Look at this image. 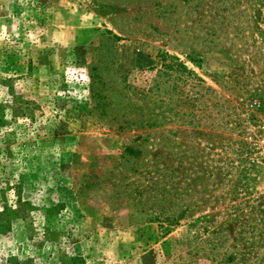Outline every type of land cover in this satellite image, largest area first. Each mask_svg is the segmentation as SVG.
Listing matches in <instances>:
<instances>
[{
    "label": "rangeland",
    "instance_id": "rangeland-1",
    "mask_svg": "<svg viewBox=\"0 0 264 264\" xmlns=\"http://www.w3.org/2000/svg\"><path fill=\"white\" fill-rule=\"evenodd\" d=\"M0 264H264V0H0Z\"/></svg>",
    "mask_w": 264,
    "mask_h": 264
},
{
    "label": "trees",
    "instance_id": "trees-1",
    "mask_svg": "<svg viewBox=\"0 0 264 264\" xmlns=\"http://www.w3.org/2000/svg\"><path fill=\"white\" fill-rule=\"evenodd\" d=\"M166 68V67H165Z\"/></svg>",
    "mask_w": 264,
    "mask_h": 264
}]
</instances>
